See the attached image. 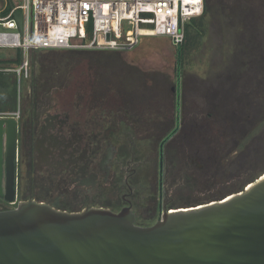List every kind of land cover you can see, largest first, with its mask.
I'll return each instance as SVG.
<instances>
[{"label":"rangeland","instance_id":"374dc122","mask_svg":"<svg viewBox=\"0 0 264 264\" xmlns=\"http://www.w3.org/2000/svg\"><path fill=\"white\" fill-rule=\"evenodd\" d=\"M253 1L255 7L259 8V4L264 3V0ZM20 2L21 0H0V16H2L1 11L5 6H8V4L16 6ZM228 13L227 10L221 9L217 0H208V13L203 27L205 33L187 51L181 77L178 81L179 85H177L176 75V51L171 49L164 41L152 39L148 44L145 42L143 45L146 53L144 52L141 57H137V54L133 57L130 52L132 50L36 51L44 56L49 55L52 57L62 53L67 59V61L64 60V65H60L61 67L59 66L57 70L59 84L57 88H48L47 90L46 87L39 84L38 86L41 87L39 89H46L47 97L48 95L51 96V100L58 102L59 106L65 108L72 106L71 112L75 116L79 114L78 109H80V123L85 125L104 116L102 122L107 121L106 124L108 125V118H110V124L114 127L117 124L119 125V116H121L116 107H128L131 111L138 109L140 112L135 115V118L140 117L137 120L146 124H142L143 126L139 124L137 135L140 136H138V142L134 143L133 149L130 148L134 155L129 150L128 152L130 157L131 153L135 156L134 165L131 166L138 172V177L135 179L136 184L145 188L144 195L146 198H152V196H155V187L151 184L157 182L159 141L151 138L157 134H162L160 131L163 130L166 124L164 122L167 119L171 120V126L166 131H170L174 127L175 119H172L175 114L173 104L175 99L177 101L178 95V100H180L184 93L186 107L194 109L201 104L198 97L199 89H201V93L205 92V89L215 82L217 76L227 72L233 54L241 53V47L238 44L241 31L238 24L236 25L234 21H231L233 17L229 18ZM196 18L195 23H198V17ZM168 47L170 49L169 53L166 55L160 53L168 52ZM56 51L59 52L56 53ZM32 53L30 54L31 58ZM14 54L15 49H0V58L13 57ZM33 71L34 64L32 63L31 75ZM221 82H223V85L218 87L217 91L224 93L226 89L228 90L232 81L229 80L228 76H225V78H221ZM31 86L29 76L22 81L21 88L18 90L22 109H26L31 101L29 96ZM176 86L178 87L177 91H173L172 87L176 88ZM223 89L224 91H222ZM42 91H38L41 93L37 97L39 102L44 100L42 99L44 98ZM116 92L122 93L124 100L128 97L127 100L129 101L118 105L113 97ZM87 99L92 100L93 104L87 102ZM89 106H92L91 112L88 111ZM183 119L182 115L179 114V122L182 123ZM185 119H189V117ZM251 119L253 127L249 136L234 146L225 155L222 163L216 165L214 169L203 171L205 168L202 165V168L193 166L194 177L190 176L189 178L184 174L182 176L179 172L173 181H167L171 191L168 197L164 199L165 203H168L165 209L193 206L217 200L229 193H236L233 192L234 187L245 184L246 179L251 177L256 170L264 169V110L256 111ZM114 130L112 129L113 132ZM210 131H213V129ZM139 140L142 141L139 142ZM254 150H258L263 154L260 166L255 169L250 166L252 163L249 164L247 159L248 154H252ZM117 200L115 195L110 194V191H105L101 197H95L91 201L95 205L103 203L115 206ZM82 208V204H80L75 211H81ZM115 211H118V209ZM154 217L151 222L156 221L157 213ZM148 220L150 219L146 217L138 218L139 222Z\"/></svg>","mask_w":264,"mask_h":264},{"label":"water","instance_id":"95a60500","mask_svg":"<svg viewBox=\"0 0 264 264\" xmlns=\"http://www.w3.org/2000/svg\"><path fill=\"white\" fill-rule=\"evenodd\" d=\"M179 114L159 145L160 173ZM17 129L16 120L0 117V195L7 200L15 192ZM0 264H264V172L217 200L160 210L146 226L129 206L66 211L21 202L0 210Z\"/></svg>","mask_w":264,"mask_h":264},{"label":"flooded vegetation","instance_id":"af4514ba","mask_svg":"<svg viewBox=\"0 0 264 264\" xmlns=\"http://www.w3.org/2000/svg\"><path fill=\"white\" fill-rule=\"evenodd\" d=\"M30 78L32 83L35 72ZM38 91L35 85L31 86V101L26 109H20L15 136V192L12 200L0 195V210L27 201L66 211H75L80 204L82 209L104 207L113 211L129 206L138 225L154 223L151 220L155 214L158 217L159 211L168 206L164 201L171 191L167 181H173L184 168L181 156L190 150L188 139L192 133L181 130L180 122L176 132L164 142L161 173L159 145L169 132L158 140L157 182L151 184L155 196L146 198L145 188L135 181L138 172L131 166L134 159L128 154L130 143L126 137L119 135L113 139L109 130L96 132L91 124L80 123V109L75 116L72 106H59L51 96L47 97L46 89L42 91L44 100L39 102ZM87 102L91 103L88 99ZM89 107L91 112L92 106ZM123 117L119 116V120ZM198 168H202L201 164ZM105 191L118 199L115 206L92 203ZM139 217L150 220L139 222Z\"/></svg>","mask_w":264,"mask_h":264},{"label":"trees","instance_id":"16d2710c","mask_svg":"<svg viewBox=\"0 0 264 264\" xmlns=\"http://www.w3.org/2000/svg\"><path fill=\"white\" fill-rule=\"evenodd\" d=\"M217 2L221 9L229 12V18L233 17L231 21H234L236 25L238 24V28L241 31V35L238 37L241 53L233 54L231 62L229 63L230 66L226 70L227 72L217 76L215 82L210 84V86L205 89V92L201 93L202 91L199 89L200 92L198 93L199 95H197L201 100V104L197 105L194 109L187 108L184 103V93L179 100V104L176 99L174 101L173 106L175 114L173 115L172 113V119H175L178 109L184 118L181 123V130L192 133L188 139L190 150L186 151V154L181 156L184 168H182L180 174H184L189 178L190 176L194 177L195 171L193 166L198 168L200 162L203 168H205L203 171L214 169L216 165L222 163L225 155L251 133L253 127L252 116L256 111L264 110V3L259 4V8L255 7L253 0H217ZM13 6L14 5L8 4V6L1 11L2 16L6 15ZM207 13L208 0H205L204 12L198 17V23H195V19H197L195 17L185 25V41L176 49L177 77H181L184 57L187 51L199 38L203 37L205 33L203 27ZM58 52L59 51H56V53ZM21 59V51L15 50L13 57L0 58V66L18 65ZM31 59L34 64L33 72H35V79L31 83L32 86L35 85L37 91L41 88L38 86L39 84H42L47 90L48 88H57L59 85L57 70L60 65H64V60L67 61L64 55L60 53L54 57L49 55L44 56L35 51L32 53ZM65 65L67 66V64ZM120 69H122V67H120ZM225 76H228L229 80L232 82L229 84L228 90L226 89L224 93L218 92V87H222L223 85L221 78L223 79ZM222 91H224V89ZM115 96L113 97L118 105L129 101L127 100L128 97L124 100L120 92H116ZM110 97L113 99L112 96ZM88 100L92 103V100ZM16 108L17 87L15 76L12 73L0 72V112H12L15 111ZM116 108L120 111V115L124 116L122 120H119V125L117 124L112 127L113 125L110 124V118H108L109 124L107 125V121L102 122L104 116L89 124L92 125L96 132L103 133L106 130L111 131L110 135L113 139L119 135H123L130 143L128 150L132 152L131 149L134 148V143L138 142L137 139L138 136H140L137 135L139 132V124L145 125L146 123L137 120V118L140 117L135 118V115H138L140 112L138 109L131 111L128 107L125 108L122 106ZM186 117H189V119H185ZM164 123L166 124L160 132L165 136V134L170 132L174 127H172L170 131H166L167 128L171 126V120L167 119ZM112 129H115L114 132ZM212 129L213 131H210ZM211 132L213 133L211 134ZM162 134H157L155 137L150 138H155L156 141H158L163 137ZM141 141L142 140H139V142ZM132 153L131 157L135 161V156H133L134 153L133 155ZM262 155L263 154L258 150H254L252 154H248V162L249 164L252 163L250 166H253L254 169L259 167ZM193 159L196 160L195 163L199 164H192L191 161ZM263 172L264 169L260 171L256 170L251 177L246 179L245 184L234 187L233 192L242 190L247 183L254 181Z\"/></svg>","mask_w":264,"mask_h":264},{"label":"built area","instance_id":"2783aa9c","mask_svg":"<svg viewBox=\"0 0 264 264\" xmlns=\"http://www.w3.org/2000/svg\"><path fill=\"white\" fill-rule=\"evenodd\" d=\"M204 5L205 0H21L0 16V49L22 54L18 65L0 66V72L15 76L17 87L16 110L0 117L18 121V90L31 76L32 52L129 51L153 36L167 37L178 47L185 41L186 23L202 15Z\"/></svg>","mask_w":264,"mask_h":264},{"label":"crops","instance_id":"0c3cea01","mask_svg":"<svg viewBox=\"0 0 264 264\" xmlns=\"http://www.w3.org/2000/svg\"><path fill=\"white\" fill-rule=\"evenodd\" d=\"M152 39H160V40L164 41L171 49H173L175 51L177 49V47H175L171 43L170 39L167 38V37H164V36L144 37V38L141 39L140 43L135 48H133L132 51H130L131 54H133V57H135L136 54H137V57H141L142 54L145 52V48L143 47V45L145 44V42H147V44H148ZM169 47H168V52L166 51V52H160V53H163L164 55H166L167 53H169V50H170ZM175 56H176V54H175Z\"/></svg>","mask_w":264,"mask_h":264},{"label":"bare ground","instance_id":"6f19581e","mask_svg":"<svg viewBox=\"0 0 264 264\" xmlns=\"http://www.w3.org/2000/svg\"><path fill=\"white\" fill-rule=\"evenodd\" d=\"M198 207H200V206H198ZM198 207H197V208H198ZM183 210H184V209H183ZM185 210H186V209H185ZM175 211H176V210H174V211H173V210H170L169 212H175Z\"/></svg>","mask_w":264,"mask_h":264}]
</instances>
